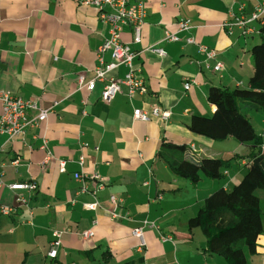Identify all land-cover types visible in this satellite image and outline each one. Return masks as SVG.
Returning a JSON list of instances; mask_svg holds the SVG:
<instances>
[{"label":"crops","instance_id":"0c3cea01","mask_svg":"<svg viewBox=\"0 0 264 264\" xmlns=\"http://www.w3.org/2000/svg\"><path fill=\"white\" fill-rule=\"evenodd\" d=\"M82 1L0 0V91L49 110L22 139L0 133V264H104L105 250L107 264H226L204 251L202 232L189 230L187 221L205 197L240 180L245 160L241 166L236 162L234 172L228 169L224 179L202 176L192 184L156 153L165 139L185 143L202 156L227 159L236 153L235 148L210 150L212 142L220 141L192 133L186 123L192 114L214 111L207 100L210 86H247L259 23L251 21L245 31L232 23L234 17H249L264 0H141L146 10L141 41L133 42L130 26H123L121 39L135 52L133 65L147 92L129 96L121 84L109 103L101 99L102 81L92 90L78 87L81 73L86 79L93 76L96 50L108 35L97 8ZM183 19L189 20L188 30H179ZM167 31L180 40H165ZM190 36L216 56L207 58L197 44L187 43ZM104 59L112 60L111 51ZM216 62L222 65L220 71L213 70ZM126 71L119 65L109 76L122 78ZM153 106L169 110L168 120L133 117L134 108ZM1 108L0 102V115ZM43 138L46 149L40 148ZM76 172H96L103 183L87 177L89 190L78 193ZM31 180L35 190L7 186ZM112 194L116 205L109 201ZM95 200L94 210L84 206ZM2 207L10 211L4 213ZM262 210L264 228V205ZM137 227L142 245L132 233ZM87 229L93 233L88 239L82 235ZM53 230L60 231V244L50 257ZM247 264H264V232Z\"/></svg>","mask_w":264,"mask_h":264},{"label":"trees","instance_id":"16d2710c","mask_svg":"<svg viewBox=\"0 0 264 264\" xmlns=\"http://www.w3.org/2000/svg\"><path fill=\"white\" fill-rule=\"evenodd\" d=\"M259 23L257 39L250 48L252 73L246 87L210 86L207 100L214 105L210 114H192L186 127L192 133L212 141L233 137L251 148L245 155L202 156L185 143L168 139L161 142L156 155L177 176L197 183L202 176L221 180L234 159H243L244 173L230 189L218 188L205 197L197 212L187 221L189 230L199 228L205 238L204 251L222 257L226 264H247L256 253L258 238L264 232V150L261 134L254 129L249 111L264 117V17ZM109 250L102 253L107 264Z\"/></svg>","mask_w":264,"mask_h":264},{"label":"built area","instance_id":"2783aa9c","mask_svg":"<svg viewBox=\"0 0 264 264\" xmlns=\"http://www.w3.org/2000/svg\"><path fill=\"white\" fill-rule=\"evenodd\" d=\"M82 3L90 4L98 10V20L107 25V37L98 46L96 50L98 63L93 68V76L90 79H86L85 75L81 73L78 77V87H86L88 90H92L96 81H102L103 87L101 91V99L105 103H109L116 94L121 90V84L127 86V93L129 96H133L135 93L144 94L147 92V86L144 79L136 73V69L133 65V58L135 52L131 50L130 45L121 39V30L123 26H130L133 31V42L138 43L141 41L142 25L146 16V10L141 0H83ZM264 17V2L258 4L255 10L249 17L238 16L234 17L235 21L232 23L238 27H241L243 31L248 23L254 20H258ZM232 26V25H231ZM179 30H188L190 28L189 20L183 19L178 22ZM230 29V26H229ZM165 40L178 41L179 36L175 33L165 32ZM187 43L197 44L199 51L203 52L207 58H214L216 53L213 49L206 48L204 45L199 44L193 37H186ZM151 51L164 55V50L161 47H150ZM111 51L112 60L105 61L104 53ZM124 65L127 67L122 78L109 76V72L118 67ZM222 65L220 62H216L213 66V70L220 71ZM192 80L185 83L186 87H189ZM0 102L2 105L0 115V133H5L12 138H23L28 128L36 127L40 122L46 119L48 109L41 108L35 101L30 99H24L21 96L13 94L7 91H0ZM32 111L34 114H30ZM151 116L158 118L162 121H167L170 116V111L162 109L159 106H153L150 110H142L141 108H134L133 117L143 121H148ZM41 149H46V140L43 138L40 145ZM51 156L48 154L47 159ZM17 159H14L12 163L16 164ZM60 170H64V161H59ZM2 171H0V176ZM89 177L92 181L103 183L100 174L94 172L90 176L83 172L74 173V178L79 181L80 185L76 192L83 193L89 190L88 185L85 183V179ZM2 180L0 179V185ZM12 190H35L37 184L34 180L14 182L7 185ZM21 202H25L22 196L17 199ZM109 201L113 204H117V197L112 194L109 196ZM84 206L88 209H95L98 206V201L84 203ZM2 212L8 213L10 208L2 207ZM112 216L114 214L112 213ZM134 236L138 237L141 241L140 245L144 244L141 228L137 227L132 230ZM92 230L87 229L82 232L84 238L88 239L92 236ZM168 237V236H167ZM60 244V231H52V241L50 242V250L48 255L55 257L57 247ZM74 264V263H71Z\"/></svg>","mask_w":264,"mask_h":264},{"label":"rangeland","instance_id":"374dc122","mask_svg":"<svg viewBox=\"0 0 264 264\" xmlns=\"http://www.w3.org/2000/svg\"><path fill=\"white\" fill-rule=\"evenodd\" d=\"M246 84H247V82L245 83V85ZM248 114H249V116L251 118V121H252V124L254 126V129L261 134L262 149H264V118H263V114H259L256 111H249ZM233 141H234V143L233 142L231 143V142H228V141L212 142V146H211L210 150H213L214 152H217V151L224 152L228 148H231V149L232 148H235V152H236L235 154H239V155H245V154H247L250 151V149H251L249 147L250 144H248V143H240L236 139H234ZM233 155L234 154H232L231 157ZM226 158H230V157H226ZM242 160L243 159H239V158L238 159H234L232 161L231 165L227 167V169H231V171L234 172L235 169H236V167H237L235 165L236 162H238V164L241 166L242 164L239 163V162H242ZM204 179H207L209 181H218L216 179H211V178H204ZM263 205H264V200L262 199L261 206L263 207ZM197 231H199V233H201L200 230H199V228H197Z\"/></svg>","mask_w":264,"mask_h":264}]
</instances>
